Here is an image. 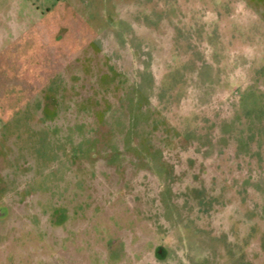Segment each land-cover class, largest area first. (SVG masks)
Here are the masks:
<instances>
[{"label":"rangeland","instance_id":"1","mask_svg":"<svg viewBox=\"0 0 264 264\" xmlns=\"http://www.w3.org/2000/svg\"><path fill=\"white\" fill-rule=\"evenodd\" d=\"M0 264H264V0H0Z\"/></svg>","mask_w":264,"mask_h":264}]
</instances>
